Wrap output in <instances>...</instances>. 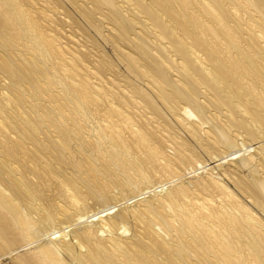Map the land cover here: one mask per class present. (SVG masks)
<instances>
[{"label": "bare ground", "instance_id": "bare-ground-1", "mask_svg": "<svg viewBox=\"0 0 264 264\" xmlns=\"http://www.w3.org/2000/svg\"><path fill=\"white\" fill-rule=\"evenodd\" d=\"M0 264H264V0H0Z\"/></svg>", "mask_w": 264, "mask_h": 264}]
</instances>
